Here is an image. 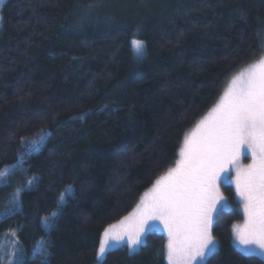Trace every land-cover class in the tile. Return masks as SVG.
I'll list each match as a JSON object with an SVG mask.
<instances>
[{
    "label": "trees",
    "instance_id": "1",
    "mask_svg": "<svg viewBox=\"0 0 264 264\" xmlns=\"http://www.w3.org/2000/svg\"><path fill=\"white\" fill-rule=\"evenodd\" d=\"M263 52L264 0H5L0 246L13 237L24 255L12 264H168L160 232L98 259L104 231L176 166L186 134ZM223 190L232 206L205 264H264L235 246L242 212Z\"/></svg>",
    "mask_w": 264,
    "mask_h": 264
},
{
    "label": "snow or ice",
    "instance_id": "2",
    "mask_svg": "<svg viewBox=\"0 0 264 264\" xmlns=\"http://www.w3.org/2000/svg\"><path fill=\"white\" fill-rule=\"evenodd\" d=\"M138 35L134 32L128 42L135 55L143 56L145 44ZM45 138L42 134L39 142H27L26 153L38 152ZM245 149L253 163L241 168L238 158ZM180 155L177 166L156 182L150 198L137 209L133 223L121 221L105 229L98 258L105 256L110 239L123 240L122 235H110L118 227L127 234L132 251L142 244L146 227H151L149 221L158 220L168 232V264L204 261L216 249L210 227L213 213L224 207L217 182L228 166L236 170V191L248 215L236 240L245 255L254 253L253 246L261 250L257 255L264 254V59L232 81L212 114L191 137H185ZM70 194L71 189L65 198Z\"/></svg>",
    "mask_w": 264,
    "mask_h": 264
},
{
    "label": "rangeland",
    "instance_id": "3",
    "mask_svg": "<svg viewBox=\"0 0 264 264\" xmlns=\"http://www.w3.org/2000/svg\"><path fill=\"white\" fill-rule=\"evenodd\" d=\"M5 2V0H4ZM3 2V3H4ZM3 3H0V8L1 6L3 5ZM264 59V52L261 54V56L256 59L253 63L251 64H248L245 68L241 69L240 71H238L235 75H233L230 79H229V85L227 88H225V91L222 93L220 99L218 100V102L214 105V107L211 108V110H209V112H207L202 118L201 120L198 121V123L186 134L185 137H191L192 134L196 131L197 129V126L201 123V121L207 119L213 112V110L217 107V105H219L221 103V100L224 98V95L225 93L228 91V89L230 87H232V81L238 77L241 73L243 72H246L251 66L257 64L260 60ZM184 146V142H183V145H182V148ZM181 148V149H182ZM181 151V150H180ZM182 159L181 155L179 156V160L180 161ZM178 163V162H177ZM253 163L252 161V157H251V154L250 152H248L247 149H245L241 155L239 156L238 158V164L241 168H247L249 165H251ZM177 166V164H176ZM175 166V167H176ZM174 167V168H175ZM172 168V169H174ZM3 173H7V170H5ZM5 175V174H4ZM3 176H0V177H4ZM167 175V173L163 176L165 177ZM161 177V178H163ZM161 178L159 180H161ZM236 170L234 167L232 166H228L227 167V172L226 173H223L222 174V178L220 181L217 182V188H218V192H219V196L222 197V204H224V207H222L219 211L213 213V223L210 227V234L216 244V249L215 251L217 250V241L215 240L214 236H213V226H214V223H215V220H216V217L217 215L222 212V211H227L229 208H231L232 204L230 203V200L229 198L225 195L224 193V190H223V185H231L234 192H235V196L237 198V201L239 202V207H240V210L242 212V220L241 222H239L235 228H234V244L235 246L237 247V249H239L242 253L243 252V246L239 244V242L236 240V235H237V231H241L244 229V226L248 220V215L247 213L245 212V208H244V201H243V198L241 196L238 195L237 191H236ZM156 187V184L150 188L143 196L142 198V201L140 203V205L136 208V210H134L130 215H128L126 218H128L126 220V218L124 219L125 221V224H129V223H133L135 221V218H136V213H137V209L142 205V203L146 202V200L148 198H150L152 192H153V189ZM120 224V223H119ZM117 224V225H119ZM149 225H151V227H146V231L144 232V235L142 236V244L146 238V236L149 234V233H152V232H160V233H164L167 235L168 237V232L167 230L164 228V225L160 222V221H149ZM115 234H119V235H122L123 236V240L120 241V242H117L116 240H112L110 239L109 240V244H110V247L108 248L106 254L110 251V250H113V249H116V248H119V247H122V246H127V239H128V236L126 233L123 232V230L121 228H117L115 230L114 233L110 234V235H115ZM104 239V235L101 239V241ZM168 241H169V237H168ZM101 243V242H100ZM141 244V245H142ZM139 245L135 250H132V251H137L140 246ZM254 248V253L252 254V256H256V257H259L261 259L264 260V254H261V255H257L258 253H260V249L259 248H255V246H253ZM0 249H5V252H4V256L7 257V255L9 254V257L7 258V260L10 262V264H12L13 262H16V259L18 258L19 259H22L24 257V255H20V251L17 247V243H16V240L13 238V237H5L4 240L2 241L1 243V246H0ZM4 251V250H3ZM214 251V252H215ZM213 252V253H214ZM105 254V256H106ZM105 256L103 257H100L98 259L102 260ZM211 256V255H210ZM208 256L204 261H200L199 258H197L196 260L194 261H191V264H205V262L207 261V259L210 257ZM98 257V255H97ZM17 260V261H18ZM168 262V260H167Z\"/></svg>",
    "mask_w": 264,
    "mask_h": 264
}]
</instances>
